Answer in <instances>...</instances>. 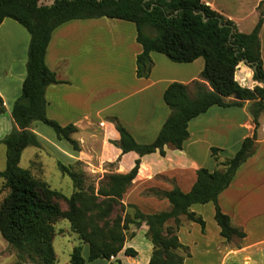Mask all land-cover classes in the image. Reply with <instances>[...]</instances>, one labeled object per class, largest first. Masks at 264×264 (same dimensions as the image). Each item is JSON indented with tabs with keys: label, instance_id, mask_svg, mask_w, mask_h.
<instances>
[{
	"label": "trees",
	"instance_id": "1",
	"mask_svg": "<svg viewBox=\"0 0 264 264\" xmlns=\"http://www.w3.org/2000/svg\"><path fill=\"white\" fill-rule=\"evenodd\" d=\"M207 0H54L43 5L41 0H0V26L5 19H13L30 35L27 75L22 93L14 103L12 132L0 141L6 150V168L0 172L3 188L8 193L0 205V234L16 251V264H59L54 240L59 231L58 222L67 220L72 231L89 245L88 261L105 259L111 264H123L116 259L123 251L130 226L148 227L146 237L153 244L149 264H184L190 255L189 247L178 237L182 217L198 224L205 231L206 222L192 211L194 205H215V221L226 241L244 238L245 233L233 226L231 218L218 205L219 196L231 185L241 166L256 151L257 134L246 138L235 156L221 164V170L210 172L201 169L197 181L188 193L174 187L170 191L151 190L159 199L168 200L170 210L145 214L135 205H124L123 199L136 179L141 161L125 174H107L98 187L86 188L82 162L74 165L60 163L63 176L72 179L74 192L70 197L52 189L50 184L21 167L23 152L29 147L41 148L38 135L32 130L35 122L51 127L60 141L70 143L80 152L74 139L78 128L61 126L47 116L46 91L61 82L46 65V53L55 29L73 20L98 18L119 19L134 23L137 42L143 51L137 57V77L148 79L153 69L152 53L165 55L174 63H192L205 60L200 79L190 85L172 83L164 93V102L171 114L157 138L150 144L138 143L118 118H109L120 134L112 142L122 154L137 153L140 157L160 152L165 147L182 150L190 137L191 120L210 108L242 107L253 104V120L259 128V118L264 112V67L260 33L264 24V1L258 7L259 19L254 30L247 34L236 24L213 10ZM256 67L253 79L263 85L254 89L243 88L236 80L240 64ZM239 97V99H237ZM6 108L0 95V116ZM216 148L212 155L217 159ZM67 206L61 209L56 200ZM173 222L169 226V222ZM135 232L129 237H133ZM127 256L137 252L128 248ZM82 248L76 247L70 264H85Z\"/></svg>",
	"mask_w": 264,
	"mask_h": 264
},
{
	"label": "crops",
	"instance_id": "2",
	"mask_svg": "<svg viewBox=\"0 0 264 264\" xmlns=\"http://www.w3.org/2000/svg\"><path fill=\"white\" fill-rule=\"evenodd\" d=\"M222 1L207 0L206 4L232 20L240 32L251 33L258 22V7L262 0H257L254 5L258 18L252 22H248L245 15L236 16ZM41 2L51 5L54 0ZM260 40L264 67V24ZM29 44L28 31L15 20L5 19L0 26V95L6 111L0 116V141L14 127L12 109L21 96L27 75ZM142 51L137 42L136 26L131 22L110 18L73 20L55 29L45 60L61 83L48 87L46 91L47 116L64 127L72 124L79 128V132L97 123L101 125L108 145L110 141L120 140L115 124L109 121V118L116 117L138 143H152L171 114L163 98L166 89L175 82L190 85L199 80L205 60L174 63L165 55L152 53L154 66L151 75L148 79H141L137 77L136 61ZM105 69L111 72V82L102 73ZM254 73L249 65L242 63L237 68L236 80L243 88L263 87L253 79ZM253 104L247 101L242 107L210 108L189 123L190 137L183 149L166 146L164 156L159 151L143 157L135 152L122 154L119 148L110 145L111 161L117 166L107 173H128L137 160L141 161L138 175L125 194L123 204L135 205L145 214H154L168 211L171 206L168 200L157 198L151 190L170 191L178 187L185 193L190 192L199 170H221V164L235 156L243 141L257 134L255 154L241 166L231 185L218 198L222 212L231 218L233 226L245 233V237L226 241L215 221V205H194L192 211L203 217L206 228L203 232L198 224L182 217L177 234L181 243L190 249L184 264H264V112L256 129ZM32 130L42 143V147H34L36 150L32 153L31 160L36 161V168L40 169V163L46 166L43 153L57 161L82 160V152L71 150L66 141L50 136L38 122L33 123ZM213 148L219 150L217 159L212 155ZM28 149L30 147L23 155ZM4 152L6 155V150ZM31 167L34 168V162ZM168 225L172 226L173 222ZM66 230L73 238L70 224ZM147 231L145 224L139 229L133 227L131 233L135 232V235L127 238L116 259L123 264H149L153 244L146 237ZM68 243L71 244L69 264L76 247H81L82 254L88 252L89 256V245L79 238L68 240ZM128 248L137 255L127 256L125 250ZM84 258L85 264H111L105 259L89 262L88 257Z\"/></svg>",
	"mask_w": 264,
	"mask_h": 264
},
{
	"label": "rangeland",
	"instance_id": "3",
	"mask_svg": "<svg viewBox=\"0 0 264 264\" xmlns=\"http://www.w3.org/2000/svg\"><path fill=\"white\" fill-rule=\"evenodd\" d=\"M225 1V2H224ZM264 1V0H262ZM261 1V2H262ZM257 0H223L221 3L226 5L236 16L238 15H245L246 19H249L248 22H252L254 20L257 21L258 18V11L257 7H254ZM259 4V3H258ZM258 6V5H257ZM257 11V12H256ZM255 12V13H254ZM241 66V64H240ZM243 70V69H241ZM103 75L107 77L108 81H112L111 72L109 70H103ZM104 80V79H103ZM252 86V85H251ZM39 126L44 128L47 132H49L50 136L56 137L55 131L41 123L38 122ZM79 130V128H78ZM47 135V134H46ZM74 139L80 143L81 149L80 152L82 154V160H70L69 162L65 161H57L56 158L52 156H45L44 155V163L46 166L43 167L40 163V169L36 168L37 165L35 160L32 159V153L36 149L34 147H30L24 155L21 162V167L24 169H29L33 172V174L39 178L45 179L51 186L52 189L60 191L64 196L70 197L74 192V185L73 181L68 176H63L58 169V165L60 163L65 165H74L77 161L82 162L81 169L85 173V186L86 188L93 185L98 187L99 182L104 179L107 174V171L112 172L114 171L117 163H112L113 153H112V145H114L110 141V145L105 142V138L102 134L101 125L97 123L90 124L88 127H85L82 131H78L75 134ZM71 150H74L72 145L69 144L67 141L65 142ZM4 146L0 147V171H4L6 168V155L4 152ZM34 162V168L32 169L31 164ZM8 193V190L3 188V182L0 180V205L2 200ZM56 202L60 205L61 209L66 210L67 206L63 200H56ZM69 227V222L67 220H62L57 223L56 229L59 231L58 234L63 236H56L54 247L56 253L59 258V264H69V248L71 244L68 243V240L72 241L74 238H78L77 235L73 234V238L70 235V231L66 230ZM135 226H130V230L127 232V237L130 238L131 230ZM62 230L63 232L61 233ZM77 240V239H76ZM84 255V256H83ZM83 257H88L87 254H82ZM17 255L16 251L12 249L8 243L2 238L0 234V264H16ZM125 263H127L125 261ZM130 263V262H129ZM30 264V263H28ZM128 264V263H127Z\"/></svg>",
	"mask_w": 264,
	"mask_h": 264
},
{
	"label": "water",
	"instance_id": "4",
	"mask_svg": "<svg viewBox=\"0 0 264 264\" xmlns=\"http://www.w3.org/2000/svg\"><path fill=\"white\" fill-rule=\"evenodd\" d=\"M252 69L254 72H256V67H253ZM237 99H239V97H237Z\"/></svg>",
	"mask_w": 264,
	"mask_h": 264
}]
</instances>
